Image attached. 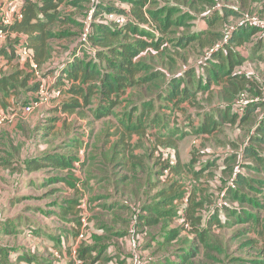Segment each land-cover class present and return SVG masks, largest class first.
Segmentation results:
<instances>
[{
    "label": "rangeland",
    "instance_id": "374dc122",
    "mask_svg": "<svg viewBox=\"0 0 264 264\" xmlns=\"http://www.w3.org/2000/svg\"><path fill=\"white\" fill-rule=\"evenodd\" d=\"M145 1H148V7L164 9L169 5L180 3L184 0ZM61 2L59 7V16L61 20L55 22L53 28L54 31H64L68 35L54 38L50 41L52 58L49 60L48 64L42 66V77L47 78V76H53V71H56L60 65L62 66L65 63L74 61V58L78 57L81 60L96 65L101 74H113L114 69L109 68V65L115 62V60L113 59L110 63H106L105 60L97 57V52L102 49L101 51L103 53H109L107 52L109 51L107 50L108 47L115 49L114 47L117 46L118 41L112 39V41H108L107 47H103L101 44H97L91 40L89 42H84V45H81V50L76 51V47L80 45L79 34L81 31V22L87 19L90 9L95 4L106 5V7L111 8H115L114 6L131 8L129 5L130 3H121L118 0H61ZM227 4L229 3L227 2ZM185 5L190 7L188 4ZM190 9H192V7H190ZM244 12L247 11H243V13ZM166 15L167 14L163 12L162 15L159 16V20L163 21V23L166 22ZM175 17H177V15H172V18ZM97 18L96 16V19ZM187 21L191 22L188 19L185 20V22ZM146 26L148 28L143 27L142 29L148 32V35H146L148 39H153V42L158 41L159 48L160 42H162L164 47L161 48L162 50L155 53V61L157 64L151 65L147 64V62L135 64L138 65L137 67L145 66L149 69L148 71H150L147 72V74L140 72L138 76L153 77L155 73L159 72L166 85L174 73L184 71L186 68H192V66L187 63L190 62L188 59L189 53L191 57L196 60V64L206 62L210 59L207 52H204L202 55L200 54L202 50L199 44H191L187 52L183 50L181 52L183 54H174V56L179 59V62L178 65H176L177 70L172 73L170 68L167 67L169 66L167 63L175 58L169 53H175V49L176 51L180 50L174 46V43L177 37L186 30V26L166 25V36H162L159 33L158 27H160V23L158 21H151ZM133 39L136 38H129L131 41H133ZM102 40L107 41L106 39ZM3 42L4 46H8L11 43V41ZM147 49L148 47L141 50L143 55H151V52ZM3 53L4 50L2 52L0 51L1 55H3ZM163 61L167 62L165 63L166 66L161 64ZM262 64L261 62L256 63L255 61L248 60L238 66L236 70L241 71L243 75H248L253 71L257 72L256 67ZM173 65H175V62L171 66ZM162 68L168 69L166 75L160 71ZM187 71L188 70H185V72ZM204 74L205 72H202V75L197 72V75L194 74L190 76L188 81L191 91H187L182 95H174L172 99L168 98L169 95L172 96L171 92L169 95L165 92V95L156 96L155 98V94H152L149 90L135 86L125 87L133 91V95L121 96L118 98V102L116 101V96H113L111 99L113 102H110V100L102 98L98 92H94L90 97L89 106L82 100V106L78 108L82 123L78 124L74 120L70 123V126L73 125L76 130V135L71 137H75L79 139V141L80 137L85 135L84 132L88 133L87 140L84 144L85 149L83 150L82 146H79L75 152L72 149H68L66 153L73 152L76 154L77 159H81V162L74 163V172L76 177L78 179L80 178L83 182L73 180L74 189L72 190L65 187L61 189L58 185L51 187H47V185L42 186L41 181L33 179L28 183V186L23 187L20 182L22 178L21 174L23 175L22 159H24L25 156H22L16 165L14 162L12 163V167H10L17 174L11 179L10 183L14 186L13 189L16 190L15 192H11V190L8 189L9 187H7L10 177L5 178L4 173L0 170V198H2V193L5 191H9L12 194L26 189L23 191V196L14 197L11 199L13 201L10 200L11 202L8 205V210L5 209L4 206H0V228L5 229L8 227L15 231H21L22 229L23 232L25 225L28 223H35L39 219L44 220L42 216L45 215L46 209H49L48 205L51 207L59 202L64 203L66 199L71 200L76 196V199L73 201H76V204L79 201V208L83 209V215L81 216V218H83L82 220H84V222L82 221L83 226L85 223H89L87 217L97 218L94 224L97 227L100 225L99 228H103L104 231L98 228L94 231L98 235H102L101 237H103L105 245H112L113 248L115 247L118 252L116 255L119 257H125L123 252L126 250L129 253L130 248V256H126V259L120 264H141V259H139V257L144 254L146 255V252H143L146 244L151 251L148 250L147 263L264 264V156L258 159L259 165L252 166L251 164L254 163L253 158L248 156L246 157L247 160L239 163V159L236 155L238 144L248 145L249 142L246 137L251 134L254 126L258 125V122L259 124L261 121L264 123V102L263 105L260 103L255 107L256 111L253 112L255 122L253 125H251L253 122L251 124H239L238 121L234 123L229 121L222 122L219 121L218 118L216 120V122H218L215 123L213 127L211 126L202 130L200 126L204 121L203 117L206 115L205 113L199 112L198 108V103L201 102L202 95L200 91L197 93V96L191 95H193L194 92L196 93L197 89L203 87H199L198 83L199 78L204 79ZM153 79L154 78L150 80L152 84L155 82ZM203 79H201V82L204 85ZM36 81L37 79L35 78L32 82L33 86L36 84ZM260 81L262 86L259 89L255 86L251 88L249 84L246 86H239V84L235 83H226L228 85L219 84L220 86L217 85V89L207 88V100L212 104L206 108L211 106L213 108L209 110L206 109L204 105H202V107H204L203 109L205 111L211 112L212 115L215 114V110L218 109L219 111L225 108H228L229 111L231 108L232 110H243L241 107L242 103L238 100L241 95H244L248 101L254 98L262 99L264 97V79L261 78ZM256 86L258 87L259 84ZM204 93L205 92H203V94ZM192 97H194V99H190ZM197 97L199 99H197ZM149 98H151L150 104H146L144 100ZM30 99L25 103H30L33 100V98L31 101ZM25 103L22 102L20 107ZM204 103H206V101ZM249 103H247L246 106L254 105ZM46 105L47 104H42L41 106H36L34 109H43L41 107H45ZM145 108H147L146 111ZM133 109L137 110L135 114L132 113ZM42 113H45V111L42 110L41 114ZM1 114L4 115L6 113L3 112ZM8 114L10 115L11 112L9 111ZM105 114L106 117H104ZM129 116L131 120L137 117V120L144 125L137 129V131H135L136 128L133 129L131 126L128 130H125V127L122 128L121 132H125L124 136L128 137V141L126 138V143H124L125 147L123 149L124 160L121 163L123 165L121 175H130L129 170L132 166L131 164L135 162H141L144 171L139 170L140 173L138 178L125 176L123 178L125 185L123 186L121 183L116 186L120 188L119 191H117L114 183H116L115 179L120 175L115 176L114 172L110 174L109 171L101 166L102 160H104L106 156L101 146L105 138L107 140H109L110 137L115 138L113 135L117 132L116 121L118 119H121L124 123L134 125V123L130 122L131 120H127ZM39 122L45 123L41 118ZM189 122L190 125L188 124ZM83 124H86V127L81 129ZM0 125H2L0 134L3 135V137L0 136V140L4 141L6 145H8V141H14L18 138V135L13 132L11 127L9 130L2 131V129H5L3 128L4 125ZM165 126H167V128L165 132H163L164 130L162 128ZM162 133L172 135V140L175 141L168 142V140L160 144L161 140L159 137ZM22 135L25 136V132H22ZM245 138L246 142L244 143L242 141ZM54 141L57 145L55 137ZM91 143L92 146H90ZM175 143L176 145L174 146L173 144ZM89 146L90 149L88 151ZM119 147L120 146H118V148ZM121 147L123 146L121 145ZM29 149H32V152L25 149L27 157L38 155V153H34L33 144L29 146ZM166 149L170 151L166 152ZM174 149L176 155L178 154L176 158H174ZM100 150L102 151L100 152ZM5 152L6 151L1 150L0 146V153ZM129 152L132 153L127 154ZM261 152H264V145L258 147L257 153ZM231 153L233 154L226 159L225 163L230 166L224 163L221 165H224V167L228 166L227 168L222 169L220 165L217 166L218 160L220 163L222 162L221 157ZM166 156L170 157L169 162H173L172 165L167 159L164 160ZM180 158L188 159V161L183 168L178 169L179 163L177 160ZM89 159L90 162L88 163ZM112 160H114V157H112ZM1 163L0 168H8V166L5 165L6 163ZM165 163H167L166 166ZM188 163H204L205 166L201 168V171L194 170L190 172L187 167ZM235 166L239 168L234 172ZM165 168H167V170H165ZM108 169L112 170L111 168ZM42 171L44 172V170ZM239 171L245 179V183L242 187H238L237 185V189H240L237 191V194L240 197L242 193L244 198L243 200L240 198L236 199L231 188H229L228 196L229 204L231 206L233 204L237 206L239 203L241 212L235 211L230 212L229 215L227 214V221L214 230L208 231L205 235L204 242H200V231L196 233V235L188 231H186L188 234H186V232L184 234L182 225L187 214L185 208L181 207L182 200L185 198L187 199L186 207L189 204H196L197 207L199 206V209L197 210L196 207H194L195 212L197 210L200 214L202 212L207 214L210 212V208L214 202V205L217 206V201L222 200L221 193L222 190L225 193L226 189L224 187L227 184L229 185L231 183L236 187L235 182H232L233 180L231 179ZM33 173V175H37L41 173V171H34ZM44 174L48 175V171L46 170ZM91 175H95L96 180L89 181ZM17 187H19V190ZM164 190H167V194L164 195L165 200L160 204L159 199L162 195L159 193ZM233 200L235 201L233 202ZM1 202L2 200H0V203ZM100 202H112V204L110 206L106 205L104 208L103 205H100ZM134 203L136 206L131 210V206ZM139 204L144 207L145 212L144 210H140ZM194 209L193 207H189L187 212L189 213L191 210L194 211ZM138 211L139 214L145 215L144 219L147 226L143 228H140L141 221L137 220ZM54 216L58 215L54 214ZM129 219H131L130 225L128 224ZM48 222L51 223L49 224L51 233H53L51 228L52 224L54 227L58 226L61 230V227L65 226V222H56L55 219H48ZM189 224L190 223L185 224L184 227L189 226ZM196 225L198 226L199 222L196 223ZM205 226L202 228L204 229ZM61 234L65 236L70 233L62 230ZM12 235L13 238H15V234ZM122 236L123 238H119ZM166 236H174V239L166 240ZM44 238H48V236L46 235ZM75 241L72 242L71 240L68 243L72 245ZM133 242H135V245H133ZM192 247H196V252L194 250L193 252L197 254L195 255V253H193L189 257L182 258L181 250L186 249V251H189ZM70 249H73V245ZM107 258L108 255L106 253L103 254L98 264H106ZM163 259L165 260L163 261ZM114 260L115 258L111 259L110 263L114 264ZM86 263H90V261L86 260Z\"/></svg>",
    "mask_w": 264,
    "mask_h": 264
},
{
    "label": "trees",
    "instance_id": "16d2710c",
    "mask_svg": "<svg viewBox=\"0 0 264 264\" xmlns=\"http://www.w3.org/2000/svg\"><path fill=\"white\" fill-rule=\"evenodd\" d=\"M120 1H128V0H120ZM132 0H130L131 2ZM249 1V0H247ZM261 0H251L249 2V5L252 6L250 9H241L239 5H233L232 3L227 4L226 1H219V0H196V1H186V4H188L190 7H194L197 10H206L204 12H207V17H203L204 19L206 18V25L207 29L198 32L196 35L193 37L190 36H183V38H179L177 40V43L174 45L176 48L180 49L176 51L175 53H171V55H180L182 54L181 52L185 50L186 46H189L192 43H198L202 47V51L200 54L202 55L204 52H208L216 43H219L226 39L225 44L217 49H214L209 53L210 59L206 62H200L201 68L199 69V72L202 75V72H205V67H207L209 64H211V69H207L208 71H213L210 73V75L204 74L206 77V85H204L205 88H208L209 85L211 84L210 81L212 78L216 79L215 83H219L224 81L223 76L227 78V83H230L231 79H237L238 74H232L231 71L234 67V61L232 60L233 56L236 55L237 50L235 46H238V44H234L236 41V33L239 30H246L243 35H247V37H252L251 43H258L261 35V32L257 28H250V27H240L237 25L238 20L240 19V16L242 15L243 11H247L250 13H256L259 15L261 18H264V12L255 10V3L254 2H260ZM61 0H22V3L19 8V12L21 14L20 19H17L14 21V23L6 29L13 33L14 35H8L4 41H11V43L8 46H4V42L2 41L0 46L3 47L1 49V52L4 50V54H0V58L3 60H0V68H3L6 66L8 61H22L24 68L23 70H31L30 62H28L27 57H22L19 56L20 53V46L23 42L22 38L24 36L25 42L23 43L22 46H24L30 53V56L33 58V62H35L36 65H38L40 68H42L43 65L48 64L49 60L52 58L51 56V45L50 41L54 38L58 37H64L67 36L68 34L64 31H54L53 25L55 22L60 21L61 17L59 16V7L61 4ZM219 3V7H216V4ZM132 7H116L111 8V7H106V5H98L96 9L95 16L93 18L92 24H91V33L90 36L88 37V42L93 40V42L97 44H101L103 47L108 46V41H112L114 39L115 41H118V44L115 49H111V47H108L107 52L109 53H103L100 49L97 53L96 56L100 57L101 59L105 60L106 63H110L111 60H115V62H112L109 65V68L114 69L113 74L109 73H103L101 74L100 71L98 70V67L96 65H93L91 62L81 60L79 57L74 58V61H70L67 63L66 69H64L61 65L59 66L62 70V73H65L66 79L69 80V87H68V92H70L73 96V99L71 100L67 106L66 109L69 111H72L76 107H81L83 100L85 104L89 103L90 97L94 92H98L99 95L104 98L105 100H110V102H113L111 100L113 96H116V101L117 98H119L121 95H124L126 92L125 87H142L145 86L148 80L150 79L149 76H143V75H137L139 69H137V66H135L132 63V57L137 54L139 50L146 49L147 43L140 42L136 45L132 46L133 43L131 40H129L130 37L135 38L134 35L136 34V24L138 23H149L151 21H158L160 23L159 28V33L162 36H166V31H165V26L166 25H185L186 22L185 20H191L193 19L194 14H188L183 12L175 17L172 18L173 14H177L178 12L174 10V7H188L184 4L177 3L174 7L169 6L168 11L165 12L167 15L165 16L166 22L163 23V21L159 20V16L162 15V9L156 8V7H145V0H136L132 1ZM153 4V3H152ZM1 6V4H0ZM148 6V5H147ZM189 8V7H188ZM254 9V10H253ZM164 10V9H163ZM180 11L182 9H179ZM192 10V9H191ZM103 11H113L115 14L118 15H124L126 16V22L123 25L116 26L114 23L107 21L103 16H101V13ZM162 12V13H161ZM212 12V13H211ZM161 13V14H160ZM194 13V12H193ZM211 13V15H210ZM214 13V14H213ZM217 13V14H216ZM170 22V23H168ZM83 22H81V31L79 34V42L80 45L76 47L77 50H81V45H84V42L81 41L80 36L81 33L83 32ZM229 27H232V31L229 34L226 35L225 32L229 29ZM144 33V36L148 35V32H145L142 30ZM141 35V34H140ZM242 38V37H241ZM102 39H106L107 41H103ZM137 40V39H136ZM13 42V43H12ZM101 42V43H100ZM165 42V41H164ZM20 43V44H19ZM182 43V44H181ZM7 44V43H6ZM239 44H242L240 42ZM19 45V46H18ZM77 45V44H76ZM75 45V46H76ZM150 45L155 49V50H162L161 48L164 47L163 43L160 42V48H159V42L158 41H152ZM179 46V47H178ZM240 46V45H239ZM21 49V48H20ZM238 54V53H237ZM57 70V69H56ZM206 70V72H207ZM29 72V74H30ZM158 74L154 75L155 82L153 83V87H148L145 86V89L149 90L152 94H155L158 96L159 94L161 95L160 92H162L163 84H164V79L161 75V73L157 72ZM29 74H27L22 81H26L29 79ZM15 75L17 77H15ZM18 75L19 73L16 72L11 75H3L0 77V90L6 89V87H13L16 86L14 82L18 81ZM238 79H242L243 81V86H246L249 84L251 88L255 86L256 88H260L262 86L261 81L254 80V79H249L246 80L244 77H240ZM26 84V83H25ZM259 86L257 87L256 85ZM228 85V84H227ZM37 83L33 87V91L37 89ZM143 88V87H142ZM180 84L176 81L175 79L172 81L170 84V89L169 92H166L167 95L171 92L172 96L169 95V99H172L174 95L180 94ZM203 88V90H206ZM182 93L187 92V87L181 91ZM156 93L158 95H156ZM208 93V92H207ZM205 101L206 103H198L199 104V112L205 113L206 115L203 117V123L200 126L202 130L208 127H213V125L216 122V120H213L211 123V118H216L218 119V116H220L219 121H229L231 123H234L235 121H238L239 124H249L251 122H254V116L253 112L256 110L255 107L258 104H262V101L256 102L254 105H249L246 110H236L231 108L229 111L228 108L221 109L219 111L215 110V114H211V112L205 111L203 108L210 106L212 103L209 102L207 99L208 97L205 95ZM194 99V97L190 98ZM150 100L146 99L144 102L146 104H150ZM153 101V100H152ZM118 102V101H117ZM204 105V107H202ZM147 106V105H146ZM213 107H209L206 109L211 110ZM221 119V120H220ZM127 120H131V117L129 116ZM190 125V122L188 123ZM264 124L262 121L260 124L257 126V128L260 129V125ZM123 127H125V130H128L130 126L136 130L142 126V123H135L134 125L128 124H122ZM135 130V131H136ZM122 128L117 129L116 134L120 135V140L126 136L125 132H121ZM173 137L172 135L166 136L164 139H158L160 141V144L163 142H174L175 140H172ZM252 140L255 142H260L261 144L264 143V136H259V137H251L249 139V145L245 146L243 149V155L244 156H250L253 159L256 160V164H258V159L261 157L260 153H257V151L254 148V144L252 143ZM169 144V143H168ZM174 146L176 145L173 144ZM169 149H166V152H169ZM178 154L176 155V151L174 149V158H176ZM106 157V156H105ZM167 159L168 162L170 160L169 156H166L164 160ZM166 160V161H167ZM71 171H68L66 177H69L70 179L73 180H79L78 182H83L80 178L78 179L76 177V174L74 172V163L75 162H81V159H77V157H74V160L71 161ZM165 162V161H164ZM179 163V159L177 160ZM170 163V162H169ZM167 163H165L166 166ZM48 164H42V167H48ZM131 168L129 170L130 175H121V173H117L116 175H120L117 179H115L116 183H114L115 187L120 185L121 183L123 186L125 185L123 178L125 176H133V177H139V170L144 171L142 163L141 162H135L131 164ZM172 165V164H171ZM41 165L36 164L35 168H39ZM164 166V167H165ZM56 168V166H55ZM115 174V173H114ZM90 179L96 180L95 175H91ZM101 180V179H100ZM235 188H231L234 192V197L236 199L240 198L243 200V195L241 193V196L239 197L237 194V191L240 189H237L238 187H242V185L245 183V179L240 173H237L235 175ZM74 182V181H73ZM42 186H46L45 184L41 183ZM119 187H116V190L119 191ZM228 191L229 188L225 190L224 193V200L226 201L225 204L222 206L218 207L212 204L210 208V212L207 214L205 213H198L197 210L195 212L191 210L189 214H187L186 219L183 221L182 229L183 233L185 234L186 231H188L191 234L196 235L199 231L201 232L199 235L200 242H204L205 240V235L208 231L214 230L216 227L219 225L223 224L225 221H227V214L229 215L230 212H241V207H239V203L236 205H230L229 204V196H228ZM167 193H161V195H166ZM240 195V193H239ZM228 197V198H226ZM75 200V199H74ZM235 200H233L234 202ZM55 202V201H54ZM162 202H160L161 204ZM68 206H61V210L55 211V209H51L50 205L49 209H46L45 215L43 216H49L52 214H56L60 216H66L69 214L71 217L70 219L73 222L74 227L72 228V232L76 237L80 234L81 229L84 233V236L80 239V241L77 244L76 250H75V255L74 254V262L76 264L77 261H81L82 264H97L99 262V259L102 257L103 254L108 255V260L106 261V264H112L110 263V260L115 258L114 264H120L125 257H119L118 252L113 249L111 245H105L103 237L95 233V229L98 228L99 230L104 231L103 228L97 227L94 222H96L97 218H90L87 217V220L89 223H85L83 226L82 224V219L81 216L83 215V209L79 208V201L76 204V201L68 202L66 203ZM112 202L110 203H102L100 202V205H103L105 208L106 205L110 206ZM140 205V204H139ZM47 206V205H46ZM136 204L134 203L131 206V210L133 207H135ZM219 209V210H215ZM223 209V210H222ZM140 210H144V207L140 205ZM132 212V211H131ZM226 212V213H225ZM145 215L139 214L137 215V220L141 221L140 222V228H143L147 226L145 219ZM131 219H129V225H130ZM199 222V225L197 226L196 223ZM190 223L189 226L184 227L185 224ZM206 225V226H205ZM42 224L39 225V229L36 230V228L33 225L27 226L23 231L26 236H29L32 239H37L40 241L42 244H50V246H47L49 249H55L56 245H60V247H64V249L68 248L69 249V254L67 253H61L59 256L54 257L51 259V257H48V262L47 264H62L61 261L63 259L66 260L65 264H69V256L70 253L72 252L70 250L71 246L69 245V239L63 237L60 239L58 238L56 241L59 242L55 243V237L53 233L49 229L43 230ZM203 226L204 229L202 228ZM149 228V227H148ZM14 231V229L10 228H5L1 229L0 231ZM48 232V233H45ZM53 232V230H52ZM172 232V231H171ZM17 235L23 234L21 231L20 233H15ZM186 234H188L186 232ZM48 236V238H44V236ZM73 237L71 240L72 242L75 241V238ZM166 240H171L174 239V236L168 237L166 236ZM119 238H123L119 237ZM101 243V244H100ZM146 244V243H145ZM46 247V248H47ZM145 250L143 252H146V255H141L139 259H141V264H153V263H147V255L150 251V248L147 247V244L144 246ZM196 247H192L191 250L186 251V249L181 250V257H189L191 254L195 253L197 249ZM10 249H3L0 247V251H5L8 253ZM149 250V251H148ZM193 250L195 252H193ZM151 252V251H150ZM197 253H195L196 255ZM194 255V256H195ZM130 256V254H129ZM143 256V257H142ZM34 256H29L26 253L22 255L21 260H25L27 262H30L34 259ZM86 260H89L90 263H86ZM165 259H163L164 261ZM46 261V259H45ZM109 261V262H108ZM64 264V263H63Z\"/></svg>",
    "mask_w": 264,
    "mask_h": 264
},
{
    "label": "crops",
    "instance_id": "0c3cea01",
    "mask_svg": "<svg viewBox=\"0 0 264 264\" xmlns=\"http://www.w3.org/2000/svg\"><path fill=\"white\" fill-rule=\"evenodd\" d=\"M118 1L121 3H124V1L123 2L120 0H118ZM129 1L130 0H128L126 2L130 3L129 5H130V7H132V3ZM186 1L190 2L192 0H184V1L180 2V4L185 5ZM193 1H196V0H193ZM224 1L228 2L229 4L232 3L233 5H236V6L239 5V7L241 9L252 8V6L249 5V2L251 0H249V1H247V0H224ZM1 2H2V0H0V4H1ZM254 3H255V8H254L255 10L264 12V0H261L260 2H254ZM145 4L146 5H145L144 9L148 7L147 6L148 1H145ZM176 4L169 5V6L174 7ZM217 4H216V7H219V6H217ZM169 6L165 7L164 10L162 9V12H167ZM174 8H175L174 10H176L178 13L173 14V15L179 16L182 12H183V14L184 13H188L191 15L194 14L193 19L190 20L191 22H188V21L186 22V24H185L186 30L183 31V33L180 34L179 37H177L174 45L177 43V40L179 38H183V36L193 37L198 32L207 29V25H206L207 19L203 18V17H207V12H204L206 10H204V9L203 10H197L194 7H192L193 10H191L190 7L189 8L188 7H174ZM179 9H182V10L180 11ZM211 13H210V15H211ZM147 24L148 23L136 24L137 28H136V32H135L136 34L134 35V37L137 40L133 39V41H132L133 45L132 46L136 45V42H137V44L140 42L147 43V47H148L147 50L151 52V55H147V56L143 55V52H141V50H139L140 52L138 51L139 53L137 52L138 54H136L132 57V63L134 65L138 64V63L143 64V62H147V64H151V65L157 64L155 61L156 60L155 53L159 52V50H155L150 45V43L153 41V39L152 38H151L152 40L148 39L147 36H144L145 33L142 31V30H144V29H142L143 27L148 28L146 26ZM245 32H246V30H239L236 33V41L234 42V44H238V46H235L238 54L236 53V55L233 56V58H232V60L234 61V67H233L231 73L232 74H238V77H237V79H234V80L231 79L232 81H230V83L239 84V86L243 85L242 79H238L240 77H244L246 80H249V79H254V80L259 79L260 80L261 78L264 79V35L261 34L262 36L260 37L258 43L256 44L254 42L251 43L250 39L252 37H247V35H243V33H245ZM240 42H242V44H239ZM0 44H1V42H0ZM192 44H194V43H192ZM196 45H198L197 42H196ZM189 46L185 47L186 52L189 49ZM1 49L2 48L0 46V51H1ZM200 49H202V47ZM169 54H171V53H169ZM174 58L175 59H172V61L168 62V63L165 61L161 62V64H163V65H165V63H167L169 65L167 67L170 68V71L172 73H174L177 70L176 65H178V62H179L178 58H176L175 56H174ZM188 59L190 60V62H187V63H188V65H191L192 68H190V69L186 68L185 70H188L187 72H185V70H184V71H178L177 73H174L166 85H165V81H164V84H163L164 88L162 89V92H160L161 95H165L166 94L165 92H169L170 84L172 83V81L174 79H175V82L177 81L180 84L179 90H180L181 95L183 94L181 91L183 89H185L186 87H187V91H191V87L189 85L190 83L188 81V78L194 74L197 75V72H199V69L201 68V66H200V63H197V64L195 63L196 60L193 57H191L190 53H189ZM0 60H3V59L0 58ZM248 60L255 61L256 63L261 62L263 64L261 66L256 67L257 72L253 71L251 74L243 75L242 72L237 71L236 68ZM174 62H175V65L171 66ZM22 63H23L22 61L18 62V60L17 61H15V60L14 61H8L6 66H4L3 68H0V77L3 75H11V74H14L16 72L19 73L18 78H17L18 81L14 82L16 84V86L6 87V89L0 90V114L3 112L8 114L9 111L11 112V114H13L14 111H16L15 112L16 118L14 120H12L10 122L5 121V122L0 123V124H3L4 125L3 128H5V129H2V131L9 130V128L11 127L13 129V132L18 135V138L16 140L8 141V145H6V143L4 141L0 140L1 150L6 151L5 153H0V157H1L0 163L1 162H3L1 164L6 163L5 165L8 166L7 169L0 168V170L4 173L5 178L10 177L9 178V184L7 187H9L8 189H10L11 192H13V191L15 192L16 190L13 189L14 186L10 183H11V179L14 178L17 174L10 167H12V163L15 162V165H16L20 161L21 157L25 156L24 159H22L23 175L21 174V176H22L21 182H20L21 186H23V187L28 186V183L34 179L37 181H41L43 184L47 185V187L58 185L61 187V189H62V187H65V188H70L73 190L74 189V183H73L72 179H70L69 177H66V175H67L68 171H71V169H72L71 168V165H72L71 161L74 160V157H76V154L73 152L66 153V150L72 149L75 152L79 146H82V148L84 150L85 149L84 144H85V142L87 140V136H88V133L84 132L85 135L80 137V141H79V139H76L75 137H71V136L76 135V133H75L76 130L74 129L73 125L70 126V123L74 120L78 124L82 123L81 114L78 111L79 107H76L72 111H69L68 109H66L67 107H65V106H67L70 102H72L71 100L73 99V97H76V96H73L70 92H68L67 88H64L62 91V95L58 99L50 101L51 103L50 102L46 103L47 105L45 107H41L43 109H37V110L33 109L29 113H25V114L22 113V111H24L25 106L27 104H29V103H25V102L28 101L30 98H31L30 99V101H31L32 98L35 96V91H36V90L33 91L34 86L32 84L35 77L33 74H31L30 70H23L24 65ZM135 66H138V65H135ZM210 66H211V64H209L207 67H205V74H207V75H210V73L213 72V71H208L209 69H211ZM137 69H139L138 74H140V72H144L146 74H147V72H150V71H148L149 69L145 66L137 67ZM206 70H207V72H206ZM160 71L166 75V71H168V69L162 68V69H160ZM29 72H30V74H29ZM27 74H29V79L26 81H22L23 79H25L24 76ZM155 74H158V73H155ZM199 74H201V73L199 72ZM154 75H153V77L149 76L150 77V79L148 80L149 82H147L145 86L153 87V84L150 82V80H152V78H154ZM206 76L204 75V77H206ZM15 77H17V76L15 75ZM201 79H203V78H199L198 86L199 87L203 86V87L197 89V92L196 93L194 92L193 95H191V96H197V93L200 91L201 95H202L201 102L204 103L205 102L204 96L207 94L208 90H207V88L204 87V85H206V78L203 79L204 85L202 84ZM223 79H224V81L219 82V83H215L216 79L212 78V80L210 81L211 84L209 85L208 88L217 89V85H219V84L220 85H227L226 84L227 78L223 76ZM47 80L49 82H51L53 80V76H51V77L47 76ZM153 80H155V79H153ZM57 84L59 86H61L62 81H58ZM145 86H142V87L145 88ZM203 88H205L206 90H203ZM203 92H205V93L203 94ZM127 95H133V91H131L130 89H126L125 94L121 95V96H127ZM156 95H158V94L156 93ZM158 96H160V94ZM191 96H189V97H191ZM197 99H199V98L197 97ZM117 100H118V98H117ZM22 102L25 104L22 107H20L22 105ZM80 102H81V99H80ZM89 104L90 103H87V106H89ZM118 104H120V103H118ZM180 109H181V107H180ZM42 110H44L45 113L41 114ZM146 110H147V108H145V111ZM136 112H137V110L133 109L132 113L135 114ZM106 114L104 117H106ZM40 118L45 123L39 122ZM69 118H70V120H69ZM102 118H100V119H102ZM218 118H220V116H218ZM213 120H217V119L211 118V123L213 122ZM130 122L135 124V123H138L139 121L137 120V117H134V120H131ZM254 122L253 123L251 122L252 124L251 123H249V124L253 125ZM4 123H6V124H4ZM123 123L124 122L121 119H118L116 121L117 129L123 128V126H122ZM126 124H128V123H126ZM143 125L144 124H142V126ZM258 125H259V122H258ZM258 125H255L251 134H249L246 137L248 142L252 136L253 137L264 136L263 135L264 124L260 125V129L257 128ZM1 126L2 125H0V128H1ZM85 127H86V124H83L81 129L82 128L84 129ZM89 128H90V126H89ZM166 128H167V126L162 128L164 130L163 132H165ZM81 129H78V130H81ZM22 132H25L26 135L23 136ZM9 135H10V132H9ZM52 135L55 137V140H56L58 146L56 145V143L54 141V137ZM168 135H169L168 133H162V135L159 138L164 139ZM0 136L3 137V135H1V134H0ZM113 136H115V138L110 137L109 140H107L105 138L102 142L101 147H102V149H104V151L106 153V157L104 160H102L101 166L104 167L107 171H109L110 174L112 172H114L115 173L114 175L117 176L116 175L117 173H122V171H123V165L121 164L124 160V154H123L124 150L123 149L125 147L124 143H126V138L128 141V137H124L120 140V135L114 134ZM246 138L242 142L245 143ZM49 140H51V141H49ZM252 143L254 144V148L256 151H258L259 146L264 145V143L261 144L260 142H255L254 140H252ZM31 144H33L34 153H38V155H36V156L32 155L31 157H27V153L25 152V149L30 150L32 152V149H29V146ZM121 145L123 147H121ZM248 145H249V143H248ZM248 145H242L240 143L238 144V146H237L238 149H237L236 155L239 159V163H241L244 160H247L246 157H248V156L243 155V149L245 146H248ZM90 146H92V143L90 144ZM90 146L88 147V151L90 149ZM118 146H120V147L118 148ZM101 151L102 150H100V152ZM131 153L132 152H129L127 154H131ZM233 153L228 154L224 157H221L222 162L220 163V161L218 160L217 166L220 165L222 167V169L230 166V165L225 164V163H226V159L229 156H231ZM260 156H264V152H261ZM112 157H114V160H112ZM1 160H3V161H1ZM187 161H188V159L180 158L178 169L183 168ZM89 162H90V159H89L88 163ZM253 162L254 163H252L251 165L256 166L257 164H256L255 159L253 160ZM44 163L48 164L47 165L48 167H45V166L42 167V164H44ZM222 163H224L225 165H228V166L224 167V165H221ZM36 164L41 165V166L39 168H35ZM55 166H56V168H55ZM204 166H205L204 163H195V164L188 163L187 164V167L190 170V172H193L194 170L195 171H201V168H204ZM108 168H111L112 170H109ZM237 168H239V167H237V166L234 167V172ZM42 170H44V172L47 170L48 175H45ZM165 170H167V168H165ZM34 171L35 172L41 171V173H38L37 175H33ZM240 174H241V172H240ZM89 181H94V179H89ZM94 186H95V183H94ZM17 188L19 190V187H17ZM224 188L227 189L226 186ZM24 190H26V189L21 190V192L19 191L18 193H12V194L9 191H5L4 193H2V198H0V200H2V202L0 203V206H4V208L8 210V205L10 204L11 201H13L11 199L14 197L23 196ZM161 193H167V190H164V191L160 192L159 194L161 195ZM74 199H76V196L71 200L66 199L64 201V203L59 202L57 204L52 205L51 209H55V211H59V210H61V206H65V205L68 206L66 203L72 202ZM159 200H160L159 202H163L165 200V196L162 195ZM186 201H187V199L185 198L181 202V207L185 208L186 214H189L187 212V209L189 207H193V209H194V207H196V209H199L198 208L199 206L197 207L196 204H193V205L189 204L186 207ZM163 207H165V206H163ZM42 217L44 218V220L39 219L35 223L30 222L27 225H25L24 229L29 225H33L37 230L40 228L39 225L42 224L43 230H47V229H49V224H51L50 222H48V219H55L56 222H61V223L65 222V226H62L61 228H62V230L67 231V233H70L68 235L63 236L61 234L62 230L58 226L54 227V225L52 224L51 228L53 230V235L55 237V243L60 244L59 242L56 241L58 238L60 239V237L61 238L65 237V238L69 239V241H71V239L73 237H76V235H74V233L71 231L72 228L74 227V225H73L72 220L70 219L71 216L69 214H67L66 216H62V214L60 216H54V214H52L49 216H42ZM21 232H22V229H21ZM15 233H20V231L19 230L16 232H12L10 230L8 232L2 231V230L0 231V247L2 248V250L8 249V248L10 249L8 251V253H6L5 251H0V264H47V262H48L47 258L48 257H51V259H53L56 256L58 257L59 254H61V253H67L68 252V254H69L68 248L64 249V247L62 248V247H60V245H56L55 249H49L47 246H50L52 243L42 244V243H40L39 240L32 239L29 236H26L24 231L22 232L23 234H19V235L15 234ZM12 234H15V238H13ZM113 249H115L117 251V249L115 247ZM25 253L29 256H34L35 258L30 262H27L25 260L24 261L21 260L22 255ZM123 254L125 256H129L130 248H129V253L125 250V252H123ZM74 258L75 257L73 256V254L71 252L70 256L68 258L69 264H75ZM45 259H46V261H45ZM65 262H66L65 259H63L61 261L62 264L63 263L65 264Z\"/></svg>",
    "mask_w": 264,
    "mask_h": 264
},
{
    "label": "built area",
    "instance_id": "2783aa9c",
    "mask_svg": "<svg viewBox=\"0 0 264 264\" xmlns=\"http://www.w3.org/2000/svg\"><path fill=\"white\" fill-rule=\"evenodd\" d=\"M22 3V0H2L1 6H0V42L4 41L8 35H14L10 31L6 29V27L12 25L15 20L20 19L21 14L19 12L20 5ZM98 4H95L89 11V15L87 16V19L83 22V32L81 33L80 39L83 42H88V37L91 33V24L93 21V18L96 17V9ZM219 6V4H217ZM101 16H103L107 21H110L114 23L116 26L123 25L126 22V16L124 15H118L115 14L113 11L107 12L103 11L101 13ZM237 25L240 27H250V28H257L261 32L262 35H264V18H261L256 13H250V12H244L240 16V19L237 22ZM232 27H229V29L226 32V35L231 33ZM23 42L19 48L20 53L19 56L27 57L28 62H30L32 73L35 75L37 81H38V89L35 92V98L34 100L25 106L24 111L22 113H29L31 112L36 106H40L42 104H46L52 100H56L61 96V88L58 86H54V80L49 82L47 78L42 77L43 73L41 72V69L38 65L33 62V58L30 56L29 51L22 46L25 42V38L23 36L22 38ZM226 42V39L223 41L216 43L207 53L209 54L214 49L222 47ZM20 44V43H19ZM19 46V45H18ZM242 104L241 107L245 108L247 103H253L256 101H262L264 102V97L262 99L254 98L248 101L244 95H241L238 99ZM249 103V104H250ZM14 115H2L0 116V122H4L5 120L10 121ZM9 118V119H8ZM173 164V162H171ZM233 186L232 184H230ZM225 200H219L217 205L220 207L223 204H225ZM84 222V220H82ZM84 236V233L81 229L80 234L77 236L75 243L73 244L72 254L74 256L75 254V247L80 241V239ZM133 245H135V242H133ZM76 264H82L81 262L77 261ZM137 264V263H136Z\"/></svg>",
    "mask_w": 264,
    "mask_h": 264
},
{
    "label": "clouds",
    "instance_id": "9594fccd",
    "mask_svg": "<svg viewBox=\"0 0 264 264\" xmlns=\"http://www.w3.org/2000/svg\"><path fill=\"white\" fill-rule=\"evenodd\" d=\"M62 67H63L64 69H66V67H67V63H65L64 65H62ZM40 69H41V68H40ZM61 72H62V70H61L60 67H59L56 71H53V80H54V86H58V87L61 88V95H62V91H63L64 88H67V90H68V87H69V83H70V82H69V80L66 79V75H65V73H62V76H61ZM31 74H33V73L31 72ZM33 75H34V74H33ZM34 77H35V75H34ZM35 78H36V77H35ZM35 78H34V79H35ZM58 81H62L61 86H59V85L57 84ZM36 83H37V86H36V87H37V89H38V81H36ZM37 89H36V91H37ZM36 91H35V92H36ZM34 98H35V97H33V100H34ZM33 100H32V101H33ZM32 101H31V102H32ZM31 102H30V103H31ZM256 102H258V101H256ZM256 102H253V103H250V104H255ZM27 105H28V104H27ZM40 106H41V105H40ZM247 107H248V106H246L245 108H243V110H245ZM15 112H16V111H14V113L11 114V115H14V117L12 118V120L15 118ZM4 115H9V114L6 113V114H4ZM0 116H2V114H0ZM8 119H9V118H8ZM12 120L10 119V121H12ZM5 121H8V120H5ZM5 121H4V122H5ZM10 121H8V122H10ZM0 123H1V122H0ZM170 164H171V163H170ZM237 173H240V172H237ZM237 173H236V174H237ZM236 174H235V175H236ZM235 175H234V177L231 179V180H233L232 182H235V181H234V179H235ZM230 184H231V183H230ZM230 184H229V185L227 184L226 187H227V188H235L234 186H231ZM221 196H222V197H221L222 200H224L225 197H224V191H223V190H222ZM217 202H219V200H218ZM217 206H218V205H217ZM218 207H219V206H218Z\"/></svg>",
    "mask_w": 264,
    "mask_h": 264
}]
</instances>
